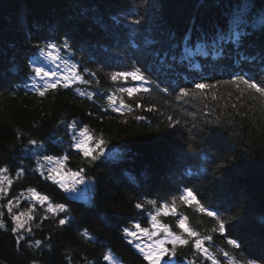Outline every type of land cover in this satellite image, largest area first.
Here are the masks:
<instances>
[{
    "label": "snow or ice",
    "instance_id": "snow-or-ice-1",
    "mask_svg": "<svg viewBox=\"0 0 264 264\" xmlns=\"http://www.w3.org/2000/svg\"><path fill=\"white\" fill-rule=\"evenodd\" d=\"M204 6L206 5H201ZM78 7V4H73V9ZM140 7L143 12L139 11ZM163 9L161 0H140V5L133 6L126 12L121 9L120 13L111 16V26L117 32L125 31L129 36V47L140 55H126V67L105 74L114 85L110 94L106 91L108 109L122 115L131 113L132 105L125 102V97L138 101L142 96L151 95L153 91L167 93L174 101L188 103L204 97L206 90H214L219 85L233 87L239 93L238 99L246 95L253 101L264 100V0L237 3L215 21L209 20L207 28L203 20L191 18L179 42ZM75 15L81 20L94 17L97 24L104 23L103 16L92 8ZM72 20L73 16L66 17V26L72 35L65 32L59 39L52 36L46 41L32 44L26 50V67L29 71L22 85L13 86L14 92L22 88L46 98L60 89H65L95 103L97 93L87 91L81 85L92 84L98 73L75 58L76 51L83 49L74 48L76 37ZM145 32L150 35L145 37L141 49L135 37ZM250 46L257 50L250 52ZM177 49L181 50L177 52ZM29 52L30 55L27 54ZM195 56L230 59L239 67V71L230 73L227 80L214 81L211 74L205 77L202 73H189L191 80L185 77L181 81L178 78L174 87H160L157 82L159 77H156L158 71L172 73L195 67ZM120 63L124 64V60ZM245 65L250 66L248 71H245ZM252 68L257 71H252ZM215 69L216 65H213V71ZM85 73L92 79H86ZM215 99L216 96H212V100ZM166 102L171 104L172 100ZM136 107L142 105L137 103ZM204 107L208 108V105L205 104ZM232 108L236 109V105H232ZM153 110L152 106L147 109L148 112ZM213 111L215 109L203 112V121L199 125H192L189 132L195 129V135L182 141L184 148L177 146L180 159L185 163L178 178L174 177V192L170 191L166 197H143L137 198L135 202L129 201L140 216H144L146 206L150 207L144 217L148 221V227H142L137 220L130 226L119 229L147 264H264V183L261 184L257 198L235 181L234 178L242 169L255 162L247 160L242 152H237L228 144L224 134L230 132L229 139L239 140V133L226 118L219 114L213 116ZM88 115L93 113L89 112ZM236 115L246 117L248 112L237 110ZM135 119L143 121L144 117L138 115ZM179 124L180 120L169 115L162 127L175 131ZM58 125L65 128L69 139L67 148L63 147L64 137L58 133L52 134L48 143L57 148L61 155L46 154L48 147L45 142L30 136L23 154L26 158L35 159V167L31 171L38 173L46 181L50 180L67 194L66 199H84L81 193L97 190V178L89 175L88 170L95 168L98 161L105 162V158L116 159L117 154L107 157V153L111 152L109 141L104 139L103 133L97 134L82 120H61ZM24 136L23 131L16 130L17 138ZM73 150L82 160V166L75 169L70 166ZM245 151L248 149L245 148ZM260 168L264 173V163L260 164ZM25 174L26 170L22 166L15 170L13 178L7 164L0 166V229L11 233L17 251L33 252L31 264H39L34 250L51 251V237H48L47 242L33 239L32 224L37 219L41 222L55 220L58 228L71 227L76 217L72 215L68 204L54 202L52 197L35 187H28L19 195L11 196L10 189L14 181ZM192 181H207L214 185V198L207 196V188L201 191L202 184L197 186ZM86 202L92 203L90 199ZM26 203H30V206L27 210H22ZM38 208L43 209L40 216L36 214ZM181 208L193 210L200 217L199 224L207 218L212 226L204 230L193 226L189 216L184 211H178ZM106 216L111 217L112 213H106ZM169 217L174 219L172 226L162 222ZM9 223L12 225L10 229ZM81 235L99 243L101 247L104 246L103 242L98 241L86 229ZM216 237L226 247H218ZM184 249L191 252V258H181ZM102 259L107 264H122V260L111 249L102 254Z\"/></svg>",
    "mask_w": 264,
    "mask_h": 264
},
{
    "label": "trees",
    "instance_id": "trees-1",
    "mask_svg": "<svg viewBox=\"0 0 264 264\" xmlns=\"http://www.w3.org/2000/svg\"><path fill=\"white\" fill-rule=\"evenodd\" d=\"M241 2L252 3L253 0H161L164 14L176 32L177 42L183 37L191 18L203 20L207 28L209 20L215 21ZM74 3L80 7L73 9ZM136 5H140V0H0V166L7 164L13 178L17 168L23 166L26 170L24 177L14 181L10 195L16 196L28 187H35L52 197L54 202L68 204L72 215L76 217L71 227L58 228L55 220L41 222L37 219L32 224L33 239L47 242L48 237H51V251L34 250L39 264H107L103 261L102 254L109 249L122 260V264H147L119 229L130 226L137 220L142 227H148V221L144 217L150 207L146 206L144 216H140L129 201L135 202L137 198L143 197H166L170 191L174 192V177L178 178L185 163L180 159L177 146L184 148L182 141L195 135V129L191 132L189 129L193 124L199 125L204 119L203 112L210 109H215L213 116L219 114L226 118L239 133V140L229 139L230 132L224 134L225 140L237 152H242L247 160L255 163L242 169L234 179L241 188L259 197L261 184L264 183V173L260 168V164L264 163V100L253 101L246 95L238 99L239 93L233 87L219 85L214 90H206L204 97L188 103L174 101L167 93L153 91L151 95L142 96L138 101L125 97V102L132 105L131 113L122 115L106 107V91L110 94L114 85L105 74L126 67V55H140L129 47L128 34L123 30L117 32L111 26V16L120 13L121 9L126 12ZM88 8L98 10L104 23L97 24L94 17L82 20L76 17L77 12ZM139 11L143 12V8L140 7ZM69 16H73L72 23L75 25L74 48L83 49L76 51L75 58L98 73L92 84L81 85L87 91L97 93L95 103L65 89L46 98L22 88L14 92L13 86L22 85L29 71L26 67V50L32 44L46 41L52 36L59 39L65 32L72 35L66 26V17ZM149 35L145 32L135 37L141 49L145 37ZM164 46L167 47V44ZM180 50L177 49V52ZM248 50L253 52L257 49L250 46ZM27 54L30 55V52ZM121 60H124V64L120 63ZM193 64L196 66L179 72L158 71L157 82L161 88H171L178 78L181 81L185 77L191 80L189 73H202L205 77L211 74L214 81L227 80L230 73L239 71L232 60L224 57L213 59L212 56H195ZM213 65H216L215 71ZM249 67L245 65V71ZM251 70L257 71L255 68ZM85 78L92 79L87 73ZM152 87L155 88V85ZM212 96H216V99L212 100ZM167 100H172V103H167ZM137 103L142 107H136ZM205 104L208 108L204 107ZM232 105H236V109ZM149 106L154 108L152 112L147 111ZM237 110L248 112V115L238 116ZM89 112L93 115L89 116ZM138 115L143 116L144 120L137 121L135 117ZM169 115L180 120L175 131L162 127ZM73 118L82 120L97 134L103 133L104 139L109 141L108 147L118 149L116 159L105 158V162L98 161L95 168L88 170L89 175L97 178V190L91 192L89 198L92 203L82 199H66L67 194L50 180L46 181L38 173L31 171L35 167V159L26 158L23 154L30 136L45 142L48 147L46 154L61 155L57 148L48 143L49 137L54 133L64 137L63 147L66 149L69 139L64 126L58 125V122ZM17 129L25 133L23 138L16 137ZM112 154L107 153V157ZM71 161L70 166L74 169L82 166L81 157L75 155L74 150ZM192 183L197 186L202 184L201 191L207 188V196L214 198V185L207 181ZM29 206L30 203H26L22 208ZM178 211H184L191 224L201 230L212 226L207 218L199 224L200 217L191 209L181 208ZM106 213H112V216H106ZM36 214L42 215L43 209L38 208ZM163 221L174 225V219L170 217ZM8 227H12L11 223ZM85 229L103 242L104 246L84 238L81 233ZM215 242L218 247H226L219 237H216ZM184 256L191 258V252L184 249L181 258ZM32 259V251H17L11 233L0 229V264H31Z\"/></svg>",
    "mask_w": 264,
    "mask_h": 264
},
{
    "label": "rangeland",
    "instance_id": "rangeland-1",
    "mask_svg": "<svg viewBox=\"0 0 264 264\" xmlns=\"http://www.w3.org/2000/svg\"><path fill=\"white\" fill-rule=\"evenodd\" d=\"M109 149H111V152H109L110 154L111 153H118V149L117 148H109ZM83 187V186H82ZM81 195L84 197V199H82V200H84V201H87L89 198H90V196H91V192H84V193H81ZM22 210H27V208H22ZM162 222H164V221H162ZM164 223H166V222H164ZM169 224V223H168ZM170 225V224H169ZM171 226V225H170ZM134 246V245H133ZM135 247V246H134ZM137 250V249H136Z\"/></svg>",
    "mask_w": 264,
    "mask_h": 264
}]
</instances>
